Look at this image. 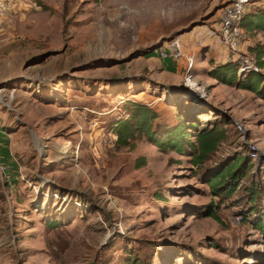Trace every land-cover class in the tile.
Instances as JSON below:
<instances>
[{"label":"rangeland","instance_id":"374dc122","mask_svg":"<svg viewBox=\"0 0 264 264\" xmlns=\"http://www.w3.org/2000/svg\"><path fill=\"white\" fill-rule=\"evenodd\" d=\"M228 2L0 0V264H264L244 189L264 181V100L211 83L201 42ZM200 31L189 84L159 53L175 38L187 52ZM244 35L252 56L264 36ZM129 100L225 139L202 167L144 138L120 148L112 126ZM234 155L254 171L215 197L208 175ZM212 202L221 222L205 216ZM256 203L264 221V194Z\"/></svg>","mask_w":264,"mask_h":264},{"label":"trees","instance_id":"16d2710c","mask_svg":"<svg viewBox=\"0 0 264 264\" xmlns=\"http://www.w3.org/2000/svg\"><path fill=\"white\" fill-rule=\"evenodd\" d=\"M242 26L246 33L264 36V9H249ZM249 53L254 57L260 72L240 75L238 66L234 62H229L214 67L208 72V75L221 85L236 87L264 100V73L262 72L264 69V44L257 43L250 47ZM174 64L178 65V63ZM190 117V120L178 119L175 123L164 122L159 112L150 105L129 100L126 102V116L117 120L112 126V134L116 137V145L120 148H133L135 142L144 138L161 152L172 151L181 156L188 155L194 166L202 167L216 154L225 139L226 130L219 125H215L213 128H201L198 121L195 120L192 123L193 116ZM143 161L145 160L143 159ZM141 165H144V162ZM253 171L254 164L249 161L247 156L234 155L211 172L206 183L213 196L231 199L239 189H242V187L240 188L241 181L247 180ZM244 189L253 207L246 217L247 221L253 223L255 229L264 233V221L261 220L259 206L256 203V200L261 199L264 194V181L260 176L259 179L248 182ZM218 209L219 206L212 202L205 216L221 222L217 213ZM252 215L256 216L254 221L249 218ZM131 264L141 263L131 262Z\"/></svg>","mask_w":264,"mask_h":264},{"label":"built area","instance_id":"2783aa9c","mask_svg":"<svg viewBox=\"0 0 264 264\" xmlns=\"http://www.w3.org/2000/svg\"><path fill=\"white\" fill-rule=\"evenodd\" d=\"M251 5V0H229L220 10L216 23L217 28L212 34L216 36L217 44L228 52V61L234 62L238 66L240 75L250 72H260V68L256 65L253 56L240 55L242 45L245 42V31L242 23ZM159 56L164 60L170 59L174 63L182 61L185 58V52L180 38L171 40L165 48L161 49ZM194 65V57L186 58V82L192 78L191 72ZM259 155V149L256 146L252 147L251 156L254 159H258ZM8 169V165L3 166V173L6 174Z\"/></svg>","mask_w":264,"mask_h":264},{"label":"crops","instance_id":"0c3cea01","mask_svg":"<svg viewBox=\"0 0 264 264\" xmlns=\"http://www.w3.org/2000/svg\"><path fill=\"white\" fill-rule=\"evenodd\" d=\"M251 2H252V5L250 7V10H254V9H256V10L262 9L263 10L264 9V0H251ZM215 30H216V28H215ZM215 30H213V31H215ZM213 31H212V34H213ZM200 33H202V34L200 35ZM205 33H206V31L197 32L196 37L193 36L191 38L192 46L190 47V49H187V52H185V58L194 57L195 61L197 60L196 56H197V53L199 52L198 51V44H197L199 41L198 38H199V36L202 38V35ZM212 34L209 37V40H205V41H201V42H202V44L205 42L204 47L208 48V50H209L207 55L212 56V59L214 60L215 65H213V66L216 67L220 64L229 63L228 57L226 56V52L224 51V48L217 44V42H218L217 38L215 35H212ZM194 43H196V45ZM206 43H208V44H206ZM210 46H212V47H210ZM158 61H159V63H161L160 65L164 66L165 69H167L171 72H174V74L177 77H180L181 75H186V62H183V64L179 66V65H175L171 60H168V59L164 60V59L160 58ZM214 67H210V69H213ZM209 79H210L211 83L219 84L213 78L210 77ZM222 86H225V85H222Z\"/></svg>","mask_w":264,"mask_h":264},{"label":"bare ground","instance_id":"6f19581e","mask_svg":"<svg viewBox=\"0 0 264 264\" xmlns=\"http://www.w3.org/2000/svg\"><path fill=\"white\" fill-rule=\"evenodd\" d=\"M191 83V81L189 80V84ZM188 85V84H187Z\"/></svg>","mask_w":264,"mask_h":264},{"label":"water","instance_id":"95a60500","mask_svg":"<svg viewBox=\"0 0 264 264\" xmlns=\"http://www.w3.org/2000/svg\"><path fill=\"white\" fill-rule=\"evenodd\" d=\"M242 75V74H241Z\"/></svg>","mask_w":264,"mask_h":264}]
</instances>
